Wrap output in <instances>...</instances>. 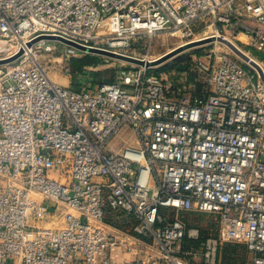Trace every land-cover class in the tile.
Wrapping results in <instances>:
<instances>
[{
  "label": "built area",
  "instance_id": "2783aa9c",
  "mask_svg": "<svg viewBox=\"0 0 264 264\" xmlns=\"http://www.w3.org/2000/svg\"><path fill=\"white\" fill-rule=\"evenodd\" d=\"M160 33L264 52V0H0V264H216L222 241L264 264V70L210 50L193 77L127 62L68 86L40 60L48 36L121 54ZM64 45L71 77L89 52Z\"/></svg>",
  "mask_w": 264,
  "mask_h": 264
},
{
  "label": "rangeland",
  "instance_id": "374dc122",
  "mask_svg": "<svg viewBox=\"0 0 264 264\" xmlns=\"http://www.w3.org/2000/svg\"><path fill=\"white\" fill-rule=\"evenodd\" d=\"M207 33L209 32L207 31ZM228 37L233 40L239 48L247 52V54L254 57L256 60L260 61L264 66V60H260L258 55H264V52H257L255 49L249 47L244 41L240 40L239 38H233L231 34H228ZM47 42L56 45V52L43 53V55L40 56V60L46 66L52 79L57 82L60 79L65 85H71L73 80H82V82H85L87 84L89 83L90 85L97 84L99 82H109L112 80V72L115 67L119 65H128L126 61L104 54L89 52L84 54V56L74 57V59L87 56L95 57L97 59V64L86 65L82 68V73L74 71L71 67L73 74L71 75V77L65 76L61 74L59 65L57 64V62H55L57 61L56 57L58 56L59 51L65 48V45L53 40H48ZM181 42L182 40L175 35L160 33L154 36L152 39L143 37L135 42L131 47L121 50L120 53L132 57L145 58L147 60L164 55L165 53H167V51H170L180 45ZM203 42L206 45L204 44L202 46L193 47L195 45L193 44L192 46L177 52L176 54H174V56L168 58L167 60L162 61L158 64L151 65L150 71H152L153 73L175 72V74L186 72L188 77H193L195 73L192 71V69H190L191 59L193 56L210 50L225 51L235 55L227 46L223 45L222 43H214L208 40H203L202 43ZM184 67H186L185 70ZM79 73L82 78L78 76ZM124 130L129 133V135L131 136L130 141L133 143L135 140L131 130H129L128 128H124ZM184 221L186 222L187 227H198L202 239L206 238L207 233L210 231L209 229H213L216 224L213 216L205 213H194L187 216L185 215ZM42 224H46V222L44 221L42 222ZM194 242L195 241L192 242L189 239H185L184 246L189 247L192 245L195 250L200 251L201 242ZM200 259V257L197 258V260ZM247 259L248 253L246 252L242 244L225 241L220 242L217 249L216 264H244Z\"/></svg>",
  "mask_w": 264,
  "mask_h": 264
},
{
  "label": "water",
  "instance_id": "95a60500",
  "mask_svg": "<svg viewBox=\"0 0 264 264\" xmlns=\"http://www.w3.org/2000/svg\"><path fill=\"white\" fill-rule=\"evenodd\" d=\"M44 38H46L47 40L59 41V42H61L63 44L75 47V48L83 50V51L94 52V53H98V54H104V55H107V56H110V57H113V58H117V59L129 62V63L140 64V65L141 64H145V65L158 64V63H160L162 61H165L168 58L174 56V54H176L177 52H179V51H181V50H183L185 48H188V47L193 45L192 44L193 42L185 44V45H183L184 47L174 48V49L168 51L167 53H165L164 55H161L159 57V59H157V61H146V62H144V61H142L140 59L134 58L132 56L124 55V54L114 53V52H110V51H106V50H102V49L86 48V47L80 46V45H78L76 43H73L71 41L61 39V38H56V37H51V36L44 37ZM218 40L221 43H223L224 45H226L241 60H243L244 62H246V63H248V64H250V65H252L254 67H256L254 65L255 64L254 61L250 57L246 56L237 46H235L232 43H230L224 37L218 38ZM208 41H212V39H210Z\"/></svg>",
  "mask_w": 264,
  "mask_h": 264
},
{
  "label": "bare ground",
  "instance_id": "6f19581e",
  "mask_svg": "<svg viewBox=\"0 0 264 264\" xmlns=\"http://www.w3.org/2000/svg\"><path fill=\"white\" fill-rule=\"evenodd\" d=\"M218 38H222V37H218V34H213L212 36H210V37H203V38H198V39H196L192 44H195L193 47H198V46H202V45H204L205 43L203 42L202 43V41L203 40H210V39H212V41L211 42H214V43H218V42H220L219 40H218ZM230 43H232L233 45H235V46H237L236 44H235V42L234 41H232L230 38H228V37H225ZM206 45V44H205ZM226 46V45H225ZM178 48L179 47H184L183 46V44H180V45H178L177 46ZM176 47V48H177ZM238 47V46H237ZM239 48V47H238ZM246 56H248V57H250L253 61H254V65L257 67V69H259V71L260 70H264V66L261 64V62L260 61H258V60H256L254 57H252V56H250L249 54H247V52H245V51H243L241 48H239ZM231 51V50H230ZM168 52V51H167ZM159 57L160 56H158V57H156V58H152V59H147V60H149V61H157V59H159Z\"/></svg>",
  "mask_w": 264,
  "mask_h": 264
},
{
  "label": "trees",
  "instance_id": "16d2710c",
  "mask_svg": "<svg viewBox=\"0 0 264 264\" xmlns=\"http://www.w3.org/2000/svg\"><path fill=\"white\" fill-rule=\"evenodd\" d=\"M261 58H264V55H261ZM97 64V59L95 57H82V58H73L71 60V67L74 71L80 72L82 68L86 65H95ZM199 241H195L197 243Z\"/></svg>",
  "mask_w": 264,
  "mask_h": 264
},
{
  "label": "crops",
  "instance_id": "0c3cea01",
  "mask_svg": "<svg viewBox=\"0 0 264 264\" xmlns=\"http://www.w3.org/2000/svg\"><path fill=\"white\" fill-rule=\"evenodd\" d=\"M261 57V55H260ZM264 59V58H263ZM85 67V66H84ZM81 72V71H80ZM82 78V77H81ZM57 82V81H56ZM71 82V80H70ZM74 82V83H73ZM58 83H60L61 85H65L63 84V81H61L59 79ZM82 83V80H79V81H72L71 85H68V86H77L78 84ZM74 84V85H72ZM131 139V136L129 135V133H127V131H125L124 129L120 132V134L117 136V138L115 139V146L116 148H120L122 147L123 145L127 144L128 142H131L130 141Z\"/></svg>",
  "mask_w": 264,
  "mask_h": 264
}]
</instances>
